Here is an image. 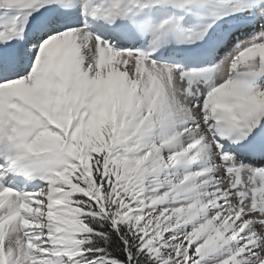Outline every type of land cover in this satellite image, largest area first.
Masks as SVG:
<instances>
[{
	"label": "snow or ice",
	"instance_id": "snow-or-ice-1",
	"mask_svg": "<svg viewBox=\"0 0 264 264\" xmlns=\"http://www.w3.org/2000/svg\"><path fill=\"white\" fill-rule=\"evenodd\" d=\"M0 264H264V0H0Z\"/></svg>",
	"mask_w": 264,
	"mask_h": 264
}]
</instances>
